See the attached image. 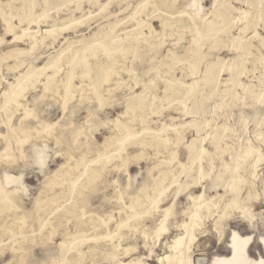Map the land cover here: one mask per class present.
Instances as JSON below:
<instances>
[{
  "label": "rangeland",
  "instance_id": "obj_1",
  "mask_svg": "<svg viewBox=\"0 0 264 264\" xmlns=\"http://www.w3.org/2000/svg\"><path fill=\"white\" fill-rule=\"evenodd\" d=\"M107 1L0 0V40H2L0 94L15 74L25 72L27 68L32 69L35 66L52 63L57 52L67 43L71 42L73 45L75 52L72 58L80 60L83 55L82 49L90 43L93 32L102 25L112 22L114 24L127 18L132 13L136 0H109V4L101 6V3ZM156 3L159 8H167L172 13L186 9L200 16L196 23L198 32L192 54L184 55L188 46L185 39L179 47L176 46L179 38L186 35L189 37L190 34L169 32L165 36L158 20L154 21L153 28L159 35L153 42L164 40V43L151 51L145 47L133 50L132 63L126 64L130 69L139 68L137 72L145 81L156 77L155 83L152 82L158 87L156 97L162 94L163 84L160 79L165 73H169V66H173V74L176 77L183 75L185 81L194 80L195 92L185 103V114L180 115L171 110L160 111L162 106L157 102L147 116L145 114L138 116L137 111L129 112L134 123L139 124L143 121V126L138 128L132 124L131 131L137 136L134 140L135 144L126 152L128 156L126 165L116 160L106 166L105 173L96 170V176L98 173L102 176L94 181L89 180L92 177L88 176L90 172L88 166L84 171L85 174L89 170L87 176L83 175L79 180V182L82 180L84 186L82 194L76 196L75 202H64L61 205L58 204L59 202H54L56 205L45 204L36 213L33 210V199L36 194L40 193V197L45 199L58 193L61 198L68 190V176H74L73 173L69 175L64 172L49 181L43 192H40L43 173H52L56 170L64 161L65 150L77 159L86 152L87 156L95 157L112 127L110 121L116 118L118 113L124 112L130 95L139 92L141 88L135 85L132 74L122 73L121 77L112 76L108 83L100 85L101 78L88 73L75 80L80 86V94H76L73 98L71 96V101L67 103L65 109H62L58 101L62 98L59 95L52 94L49 98L50 94L43 91L42 76L32 82L24 91L30 107L34 108L46 122L55 123L51 125L47 123L44 126L46 140L42 141L44 138H35V136L32 138L34 140L24 145L22 152L17 150L13 141L11 146L14 161L11 160L6 165L0 163V180L4 181L5 174L21 176L18 186L21 190H26V194H23V190L21 194H23V206L29 210L25 212V226L29 234L33 229L39 228L38 214L46 216L49 225L44 229L43 236L34 231L27 241L22 242L24 249L19 252H13L10 243L4 241V245L0 246L2 253L0 264L11 260L13 254H16V259L22 263L27 253L29 257L26 264H118L120 261L127 263L131 259L132 264H157L156 257L162 253L163 243L170 235L158 239L157 244L149 249V245H144L141 230L146 233L152 231L158 214L172 203V215L169 216L167 225L170 233L175 232V225L186 220V216L192 210L193 203L190 197H195L201 191L203 192L201 199L217 205L214 218H218L217 215H221L224 211V205L231 200V186L235 185L240 175L250 180L255 177L256 189L261 197L255 207V214L250 218L241 216L224 221L223 235L219 240L218 235L213 232V221L208 222L207 232L197 241L191 254V261L192 264H211L215 257L228 256L227 244L230 233L235 231L240 237L249 236L246 245L247 257L261 264L264 262V0H156ZM22 5L28 9L14 10ZM11 10L14 11L12 16ZM3 12L7 22L4 20ZM84 14L85 16L79 20L71 22L72 27L67 24L68 19ZM141 21L142 19L124 21L114 27V32L122 33L123 27L130 29L134 23ZM51 26H54L56 31L65 28L55 42L52 37L44 33V29ZM30 35L37 38L34 48L30 46L28 38ZM8 39L15 40L7 43ZM17 50H22L24 53H18ZM149 55H153L154 59L150 61ZM187 61L194 63L192 76L185 74L188 68ZM151 65H159L158 76L146 71ZM211 66L213 76L208 77L205 72ZM220 69L223 72L218 73ZM47 70L45 69L46 72ZM56 75L66 80V66L60 68ZM216 76H218L217 80ZM113 87L116 89L109 96L106 89ZM100 92L104 97H99ZM110 99L112 102L108 106ZM2 101L0 99V110L4 107ZM12 111L8 114L11 115ZM22 112L18 109L14 110L12 121L16 125L22 123V126L31 129L43 127L38 120L31 117V112L29 117L23 118L24 121L20 122ZM1 113L2 111H0V149L4 142L9 146L12 137L5 128L8 127L5 125L6 120L11 122V117L8 118ZM169 126L180 129L181 137L178 140L168 133ZM57 127L59 130L51 136V130ZM153 129L160 134L158 137L150 133L154 131ZM78 130L81 131L78 139L82 143L74 145L73 132ZM33 132L35 131H31V134ZM16 139L18 140L17 137ZM156 139H165L169 142L168 157L165 156L166 151L151 146ZM140 141L144 145L140 144ZM187 145H190L195 154L188 163ZM250 146L261 154L260 160L250 154ZM200 147L205 148L207 153L199 163L196 161V155L200 152ZM40 160L44 161L42 168L38 167ZM75 164V161H72V165ZM199 164L201 171H198ZM251 166L253 173L248 175L247 170ZM159 172L165 173L163 183L167 191L156 199L155 203L136 206L135 201L140 198L139 194L136 195L137 190L147 185L145 192L150 191L149 185L153 183ZM129 207L130 212L126 213L125 210ZM20 210H16V213L22 215L24 211ZM47 211L50 213L47 214ZM89 213H108L111 217L108 222L110 230L121 226L122 223H130L133 218L142 217L138 230L140 232H136L134 236L126 228L120 231L126 238L119 242V247L133 245L136 249L119 257L106 254L109 248L103 241L112 237L101 236L97 229H87ZM10 217L11 214L0 213V225L10 220ZM79 228H84L89 231L90 236L99 238L98 243H95L96 246L94 245L95 251L91 254L60 252L57 246L63 234L66 231L71 233L78 231ZM117 237L115 235L113 241L116 242Z\"/></svg>",
  "mask_w": 264,
  "mask_h": 264
},
{
  "label": "bare ground",
  "instance_id": "obj_2",
  "mask_svg": "<svg viewBox=\"0 0 264 264\" xmlns=\"http://www.w3.org/2000/svg\"><path fill=\"white\" fill-rule=\"evenodd\" d=\"M109 3L110 2L108 0L105 3H101V6H105ZM21 9L26 11L28 8L25 5H22L16 7L14 10L17 11ZM42 9L45 11V7H43ZM4 14L5 12H3L2 14L3 17L5 16ZM10 14L11 16L14 15V11L11 10ZM83 16H85V14L80 17L72 19L70 18L66 22H68L67 24L71 25V22L73 23ZM199 18L200 16L195 13L188 12L186 11V9H183V11L178 13H172L167 8L161 9L158 7L156 0H136L135 7L132 13L127 18L116 21L114 22V24L112 22L108 25H102L100 28H98V30L93 32L90 43L82 49L83 55L80 60L72 58V55L75 51L72 47V43L70 42L64 45L61 50L57 52L56 57L55 59H53L52 63H47L44 66H35L32 67V69L27 68L25 72L15 74L13 79L8 82L7 87L4 88L0 94V99L3 100L2 102L4 104V107L0 110L2 111L1 114H5L7 115V117H12L14 115V110L16 111V109H18L23 111V118L26 119L27 117H29L28 115L31 112V117L34 118V120H38L40 125L43 126L40 129H31L27 126H22L21 124L12 125V134H14L18 138L19 142H24L28 140V138H34L35 136V138H44L42 141L46 140L47 138L43 130L44 126L47 125L48 122H46V120H44L39 115V113L35 111L34 108L30 107L29 102L26 98V94H24V91L27 89V87L32 82L37 81L40 76H42L44 79L42 82L40 81L44 89L43 91L50 94L49 98H51L52 94H57L60 98H63L64 103H66L67 100L71 99V96L73 98L76 96V94H80V86L75 83V80L77 78L84 77L85 74L88 73L92 76L100 77V85L108 83L111 80L112 76L121 77L122 73L132 74V80L134 81L135 85L140 86L141 88L139 92L130 95L125 104L124 112L118 113L117 117L110 121L112 127L110 128L109 133L106 136L104 145L100 147L98 152H96L95 157L87 156V152H84L85 154H81L77 159L73 157V155L69 153L68 150H65L64 155L66 161L60 163L58 168L52 173H43L41 183L42 187L40 189V192H43L44 188L49 184V181L51 182L53 178H56V176L58 175H62L64 172L68 173L69 175L73 173L74 176H68V190L64 192V195L61 198L58 193L56 195L53 194L52 196H48L45 199H42L40 197V193L36 194L37 196L33 199V210L36 211V213H38L45 204L52 203L56 205L55 203L59 202L58 204L61 205L64 202H75V200L77 199L76 196L82 194L84 186L81 183L82 180L81 182H79V180L83 177V175L87 176L89 170H87L85 174L84 171H86L88 166H90V172L88 173V176L92 177L89 180L94 181L101 175L100 173H98V176H96V170H100L101 173H105L106 166L116 160H119L122 165H126L128 161L126 152L135 144L134 140L137 136L135 135V132L132 133L131 131V128L133 126L132 124L136 125V127L138 128H141L143 126V121H141L139 124L134 123L135 121H133V118L131 117L129 112L137 111L138 116L143 114L147 116L151 113V108L155 105V102H157L160 106H162V109L160 111L171 110L180 115L185 114V103L190 97L193 96V92H195L193 87L195 82L194 80L189 82L185 81V76L183 75L176 77L173 74V66H169V73H165L163 76H161L160 79L162 80L161 82L163 84V87L161 88L162 94L160 96L157 95L156 97V91L158 90V87L156 84H153L155 83L154 79L156 80V77H151L150 79H148V81H145L143 80V77L137 72L139 68L130 69L128 68L126 63H132L131 57L133 58V50L145 47L147 50L151 51L155 49L159 44L164 43V40L158 41L157 43L153 42L154 39L159 35V33L153 28L154 21L158 20L160 22V27L163 35L165 36L169 32H177L181 33L182 35L186 33L190 34L189 37L186 35L179 38L176 46L179 47L182 40L185 39L188 42V46L184 55L191 56L196 33L198 32V29H196V23ZM137 19H142V21L134 23L130 29H126L123 27L121 29L122 33H117L116 31L114 32V27L117 24L124 23V21H136ZM8 27L9 26L7 25V28ZM64 30L65 28H61L60 30L56 31V29H54V26H51L45 28L44 33L52 37L53 42H55L60 38V36L62 35V31ZM120 35H124V37H120ZM28 38L31 48H34L37 43V38L34 35H30L28 36ZM14 40L15 39H8L7 43L13 42ZM1 41L2 40H0V42ZM16 52L24 53L22 52V50H17ZM140 57L141 56H139V58ZM153 59L154 56L149 55V60L151 61ZM187 63L188 68L186 69L185 74L186 76H192L194 74V63L191 61H187ZM63 66H66L67 68L66 80L58 78L56 75V72ZM158 68L159 65H151L146 71L148 73H153L155 76H158ZM45 69H48L47 72L45 71ZM211 70L212 66L206 70L205 75H207L208 77L213 76V71ZM221 71L223 72L222 69L218 70V73ZM217 77L218 76H216V80ZM115 89L116 87L107 88V94L110 96V93ZM102 96L103 94L102 92H100L99 97ZM110 102H112L111 99L107 103L108 106L111 104ZM11 110L13 111L11 115H9L8 113ZM54 123L55 122H50L48 123V125ZM56 129L51 130V136L52 134H56V131L59 130L58 127ZM33 130L35 131V136H31V131ZM153 130L155 131V129ZM154 131H150V133H153L156 135V137H158L160 134L157 131ZM167 131L168 133L174 135V138H177V140L181 137L180 129L177 127L169 126ZM80 133L81 131L79 130L73 132L74 137L72 141L74 145L82 143L78 139ZM139 143L143 144L142 141H140ZM169 145V142H167L165 139H156V141L151 144V146L155 148H161L162 150L166 151L165 156L167 157L170 155L168 151ZM249 148L250 154L260 160L261 154L254 147L250 146ZM87 149H90L89 146H87ZM187 149L189 151L188 159L186 160L188 163L189 160L191 161L193 155L195 154H193V150L190 145H187ZM5 152L6 148L0 151V156L5 154ZM206 153V149L200 147V152L196 155V161L199 163L202 162ZM71 160H74L76 164L72 165V163H69ZM43 162V160H40V163L38 164L39 168H42V165L44 164ZM198 171H201L200 164L198 167ZM247 173L248 175H252V166L249 167ZM20 179L21 176L16 177L10 174H5L4 181L0 180L1 211L3 214L6 213V215L11 214V219L6 220L4 223H2V225H0V246L4 245V241L9 242L10 249H12L13 252H19L20 250L24 249L22 242H24L25 240L27 241L29 237L34 234V231L38 232L40 236L45 235L44 229L47 225H49L46 216H41L40 214H38V230L33 229L30 234L28 233L29 231H27L25 226V212L29 210L23 206V194H26V190L22 189L23 194H21L22 190L18 186V181H20ZM164 179L165 173L159 172L153 183L149 185L150 191L145 192V188L147 187V185H144L142 188L137 190L136 195L139 194L140 198L135 201L136 206L155 203L156 199L163 196L164 192L167 191V188L164 187ZM254 179L255 177L250 180L242 175L239 176L238 181L235 183V185L233 184L231 186V200L224 205L223 213L221 215H217L218 218L216 219L214 217L217 205L201 199L203 194L202 191L195 197H190V201L193 203L192 210L186 216V220L181 221L175 225L176 230L173 233H170V228L167 225L168 218L170 215H172L171 208L173 204L171 203L166 206V208L162 209L161 213L158 214L156 220L157 222L155 223L153 230L149 233L141 230V235L144 239V245H149V249L157 244L158 239H163L165 236L170 235L169 238L163 243L162 253L156 257L157 264H192L191 254L195 249L197 241L204 234H206V225L208 224V222L213 221V232L218 235L219 240L223 235L222 224L224 221L232 219L233 217H252L255 214L256 205L261 200L260 194L256 189V183ZM4 186H9L10 188L8 190L3 189ZM19 209L24 211L22 215L16 213V210ZM153 209L154 207L152 208V210ZM152 210L150 211V213L152 212ZM125 212H130V207L127 208ZM46 213L49 214L50 211H47ZM30 214L31 213H29V215ZM88 217V230L97 229L99 230L98 234H100L101 236L107 235L112 237V239H105L103 241L107 245L106 247L109 248V250H106L105 252V248L103 247L106 254H111L113 257H119L121 254L125 255L132 253L136 249V247H134L133 245L119 247V242L123 241L126 238L120 231L122 230V228H126L131 232V235L134 236L136 232H140L138 230L140 229V221L142 217L133 218L130 223H122L121 226H117L113 230H110V228L108 227V222L111 219L108 213H89ZM88 230L79 228L78 231H74L72 233L70 231H66L57 246L60 252H64L65 254H84L85 252H88L89 254H91L93 251H95L94 245L96 246L95 243L99 240V238L90 236L88 234ZM115 235L118 236L116 242L113 241ZM248 241L249 236L240 237L235 231H232L230 233V240L227 244L229 250L228 256L215 257L211 264H261L259 261H251L247 257L246 245ZM28 254L29 253L24 256V262L22 263H20L16 259L17 255L13 254L11 260H8L5 264H26L29 257ZM1 255L2 253L0 250V256ZM132 263L133 260L131 259L127 263H123L120 261L118 264Z\"/></svg>",
  "mask_w": 264,
  "mask_h": 264
},
{
  "label": "crops",
  "instance_id": "obj_3",
  "mask_svg": "<svg viewBox=\"0 0 264 264\" xmlns=\"http://www.w3.org/2000/svg\"><path fill=\"white\" fill-rule=\"evenodd\" d=\"M32 100H35V98H32ZM63 98L62 99H59L58 101L61 103V105H62V109L64 108L65 109V107H66V105H67V103L69 102V101H71V99H69V100H67V102L66 103H64L63 101ZM29 105H30V103H29ZM22 115H23V113H22ZM21 115V117H20V122H23L24 120H23V116ZM40 115V114H39ZM13 117L14 116H12L11 117V122H8L7 120H6V122H5V125H8V127H5L6 128V130L7 131H9V133L11 134V139L9 140V146L4 142L3 143V147L0 149V151L1 150H3L4 148H6V152H5V154H3V155H1L0 156V163H2V165H6V164H8V163H10L11 162V160L12 161H14L13 160V157H12V146H11V144L13 143V141H14V144L16 145V148H17V150L18 151H20L21 150V152H22V149L24 148V145L27 143V142H29V141H31V140H34V139H32V138H28V140H26V141H24V142H19V140H17L16 139V136L14 135V134H12V129H11V127H12V125H16V123L15 122H13L12 120H13ZM22 124V123H21ZM31 136H35V132H33L32 134H31ZM47 155V154H46ZM57 156V155H56ZM66 161V158L64 157V161L63 162H65ZM72 161H74V160H71L69 163H72ZM63 162H61V163H63ZM59 166V165H58ZM58 166H57V168H58ZM56 168V169H57ZM10 188V187H9ZM9 188H7V186L5 187H3V189H9ZM0 196H1V192H0ZM0 213H2V211H1V207H0ZM18 214V213H17ZM2 257V256H1Z\"/></svg>",
  "mask_w": 264,
  "mask_h": 264
},
{
  "label": "snow or ice",
  "instance_id": "obj_4",
  "mask_svg": "<svg viewBox=\"0 0 264 264\" xmlns=\"http://www.w3.org/2000/svg\"><path fill=\"white\" fill-rule=\"evenodd\" d=\"M262 264H264V262H262Z\"/></svg>",
  "mask_w": 264,
  "mask_h": 264
}]
</instances>
